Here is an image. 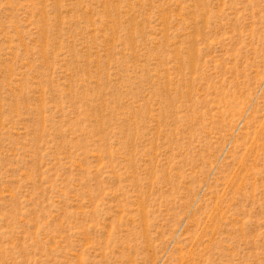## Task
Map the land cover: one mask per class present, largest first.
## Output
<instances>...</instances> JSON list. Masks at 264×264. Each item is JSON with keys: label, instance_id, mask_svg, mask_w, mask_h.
I'll return each mask as SVG.
<instances>
[{"label": "rangeland", "instance_id": "rangeland-1", "mask_svg": "<svg viewBox=\"0 0 264 264\" xmlns=\"http://www.w3.org/2000/svg\"><path fill=\"white\" fill-rule=\"evenodd\" d=\"M0 264H264V0H0Z\"/></svg>", "mask_w": 264, "mask_h": 264}]
</instances>
